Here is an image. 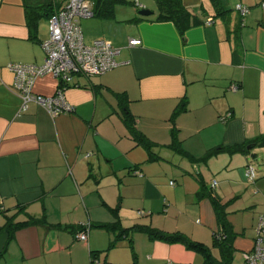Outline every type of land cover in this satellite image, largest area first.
<instances>
[{"label": "crops", "instance_id": "crops-1", "mask_svg": "<svg viewBox=\"0 0 264 264\" xmlns=\"http://www.w3.org/2000/svg\"><path fill=\"white\" fill-rule=\"evenodd\" d=\"M201 1L184 0L201 23L183 32L173 21L154 20L155 0H121L112 15L81 19L87 43L106 38L120 49L119 65L76 75L65 90L74 110L53 117L33 102L19 111L7 67L43 63L49 18L42 16L32 33L25 0H0V264H93L95 257L100 264H203L177 235L208 245L219 258L216 214L211 200L199 197L197 175L209 188L217 180L212 192L230 201L233 264L238 251L243 258L253 249L264 215V145L249 144L243 153L216 149L264 135V0ZM238 3L250 7L245 16ZM143 8L153 13L141 15ZM133 38L142 43L130 46ZM59 85L46 74L33 89L54 95ZM127 112L152 142V154L130 130ZM249 163L256 167L253 183L244 178ZM31 219L40 221L25 224ZM114 222L115 230L96 226ZM145 226L160 233L152 236Z\"/></svg>", "mask_w": 264, "mask_h": 264}, {"label": "built area", "instance_id": "built-area-1", "mask_svg": "<svg viewBox=\"0 0 264 264\" xmlns=\"http://www.w3.org/2000/svg\"><path fill=\"white\" fill-rule=\"evenodd\" d=\"M236 9L243 15L249 12V8L241 3L236 5ZM94 14V0H68L62 8L49 17L48 38L42 41L45 53L43 63L40 65L21 62L7 64L15 76L12 90L22 100L20 112L26 111L29 104L33 102L41 105L53 117L70 113L74 107L67 100L65 90L76 75L97 76L119 65L116 57L120 49L110 40L97 38L90 43L85 41L80 20L91 18ZM207 23H212V18H208ZM141 43L140 39H129L130 46ZM46 74H51L59 80L60 85L54 95L34 92L36 79ZM236 89L237 86H233V90ZM231 116L232 113L228 112L221 115L220 120L226 122ZM135 173L140 174L138 170ZM245 178L250 183L255 181V165L249 163L246 166ZM171 184L174 182L171 181ZM210 186L215 189L218 181L213 180ZM84 228L77 234V238L81 241L87 239L90 225H85ZM217 237L221 239L224 235L219 233ZM243 259L245 264H264V215L260 216L256 227L254 247L243 253ZM93 264H100L96 257L93 258Z\"/></svg>", "mask_w": 264, "mask_h": 264}, {"label": "trees", "instance_id": "trees-1", "mask_svg": "<svg viewBox=\"0 0 264 264\" xmlns=\"http://www.w3.org/2000/svg\"><path fill=\"white\" fill-rule=\"evenodd\" d=\"M64 1L63 0H39V1L25 0L26 15H27V20H28V24L30 26L31 32L35 33L37 22L42 16H47L49 18L57 10L62 8L67 3L68 0H66L64 5H62V2ZM99 1H101L100 6H99ZM155 1L157 4V13L154 17V20L156 21H173L174 23H176L179 30L182 32L192 25L201 23V20L198 19L195 15H193V13L185 5L184 0H155ZM214 1H217V0H214ZM119 2H121V0H97V1L94 0V12H95L94 16L96 14L112 15L113 7ZM246 6L250 10V7L248 5ZM38 7L41 9H39ZM208 18H212V17H208ZM212 22H213V18H212ZM184 109H185V105H181L179 106L176 112L182 111ZM124 119L127 122L130 130H132L133 134L139 140V142L142 143L144 147L150 151V154H152L153 152L152 142L149 141L143 135H140V133L135 130L134 124L131 121L130 112H127L124 115ZM249 144H251L252 147L255 145H264V135L258 137L251 143L235 144L232 146H222V147H218L216 151L226 150L230 153L250 152L251 149H248ZM173 146H175L180 152L186 153V151L182 148L179 142L175 141V144ZM193 158H194L193 160H196L195 157ZM196 177L202 182V185L204 186L202 190L199 192V197L201 198L208 197L212 202V205H213V208L216 214V219L218 222L219 229L214 232L213 244L218 245L220 247V250H221L220 257L219 258L214 257L211 253L210 247L202 242L190 240L180 235H177L174 238L183 240L187 244L188 247L200 252L204 257L203 264H233V260H234L233 255H234V250H235L234 249V239L236 236V232L233 229V224L228 220L227 206L230 203V201L223 203L221 197H219L217 194L212 192L213 189L211 188V186L210 188L207 187L206 183L202 180L200 176L197 175ZM171 181H173L174 184H171ZM171 181H170V184L174 186L175 181L174 180H171ZM38 221L40 220L31 219L30 221H27L25 224L36 223ZM96 226L105 228L107 230H115L118 225H117V222H114V223H98ZM142 230L149 233L152 236L158 235L160 233L158 230L152 227H149V226L143 227ZM219 233H222L224 237L219 239L217 237V234ZM114 245H115V242L113 241L110 243L109 247L111 248Z\"/></svg>", "mask_w": 264, "mask_h": 264}, {"label": "rangeland", "instance_id": "rangeland-1", "mask_svg": "<svg viewBox=\"0 0 264 264\" xmlns=\"http://www.w3.org/2000/svg\"><path fill=\"white\" fill-rule=\"evenodd\" d=\"M198 1H199V2H202L201 0H198ZM85 39H86V41H89L88 37H85ZM251 159L254 161V160H255V157H253V158H251ZM201 161H202V163H205V161H206V164H207L208 161H209V158H206V160H205V159H202ZM167 163H168V162H166L165 165H166ZM255 163H256V161H255ZM167 165H168V164H167ZM207 167H208V168L211 167V166L209 167V163L207 164ZM213 170H214V172H213L214 175H213L212 173L206 174V176L208 177L209 180H212V178H213L214 176H216V173H217V172H216L215 169H213ZM211 174H212L213 176H212ZM174 177H175V179L177 178V176H174V175H173L172 178H174ZM242 178H243V177H242ZM244 178H245V177H244ZM204 180H205V179H204ZM213 180H214V179H213ZM213 180H212V181H213ZM245 181L247 182L246 179H245ZM248 230H249V232H253V229H252L251 226H250V228H249ZM235 254H236V252H235ZM237 254H238V257H237V260H236V264H242V259H243V258H242V256H240V252L238 251Z\"/></svg>", "mask_w": 264, "mask_h": 264}, {"label": "water", "instance_id": "water-1", "mask_svg": "<svg viewBox=\"0 0 264 264\" xmlns=\"http://www.w3.org/2000/svg\"><path fill=\"white\" fill-rule=\"evenodd\" d=\"M153 13V11L151 9L148 8H143L140 10V14L141 15H151ZM248 148L250 149V146H248Z\"/></svg>", "mask_w": 264, "mask_h": 264}]
</instances>
